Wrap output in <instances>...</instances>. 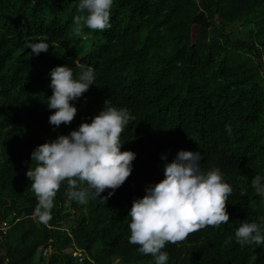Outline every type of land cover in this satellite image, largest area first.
Returning <instances> with one entry per match:
<instances>
[{
	"label": "trees",
	"instance_id": "obj_1",
	"mask_svg": "<svg viewBox=\"0 0 264 264\" xmlns=\"http://www.w3.org/2000/svg\"><path fill=\"white\" fill-rule=\"evenodd\" d=\"M78 2L0 0V264H153L128 242L127 215L179 150L199 151L202 169H219L233 192L228 223L166 243L168 264H264V246L229 239L264 216L250 183L264 175V0H114L111 28L82 25L86 40L74 34ZM40 41L48 51L31 55L27 44ZM62 65L75 77L91 67L95 80L73 121L54 128L49 71ZM105 101L134 117L121 134V151L136 153L130 176L85 205L62 183L52 218L38 223L31 152L90 123Z\"/></svg>",
	"mask_w": 264,
	"mask_h": 264
},
{
	"label": "clouds",
	"instance_id": "obj_2",
	"mask_svg": "<svg viewBox=\"0 0 264 264\" xmlns=\"http://www.w3.org/2000/svg\"><path fill=\"white\" fill-rule=\"evenodd\" d=\"M114 0H79L73 17L74 34L87 39L83 27L91 31L111 28L110 15ZM83 25V27H82ZM44 41L29 42L31 55L47 52ZM51 96L46 99L47 109L54 110L48 123L54 128L73 121L77 108L75 102L94 84L95 73L91 67L83 68L75 77L70 66H54L49 71ZM134 117L124 108H104L90 123L82 122L67 135L36 146L30 158L35 167L26 172L31 182L37 204L33 215L38 223L47 224L54 207V198L62 183L66 182V195L80 205L98 198L110 190L106 201L130 176L136 158L131 150L121 151V134ZM231 135V126L225 125ZM166 160L165 156H161ZM203 156L199 151L179 150L171 162L163 166L164 178L149 185L141 198L132 201L128 211L130 235L128 242L138 245V252L150 254L153 264H168V253L162 251L166 243L175 244L205 227L227 224L229 214L226 202L232 187L224 181L219 169L204 171ZM255 193L264 198V175L251 179ZM234 239L241 247L264 246V216L259 222H242L235 230Z\"/></svg>",
	"mask_w": 264,
	"mask_h": 264
},
{
	"label": "built area",
	"instance_id": "obj_3",
	"mask_svg": "<svg viewBox=\"0 0 264 264\" xmlns=\"http://www.w3.org/2000/svg\"><path fill=\"white\" fill-rule=\"evenodd\" d=\"M4 228H5L4 226H0V229L4 230ZM48 251H49V247H44L42 249L43 254H47ZM75 256L77 257V262L81 263L84 258L83 252L80 249H76Z\"/></svg>",
	"mask_w": 264,
	"mask_h": 264
},
{
	"label": "rangeland",
	"instance_id": "obj_4",
	"mask_svg": "<svg viewBox=\"0 0 264 264\" xmlns=\"http://www.w3.org/2000/svg\"><path fill=\"white\" fill-rule=\"evenodd\" d=\"M195 32V31H194ZM194 34V33H193Z\"/></svg>",
	"mask_w": 264,
	"mask_h": 264
}]
</instances>
